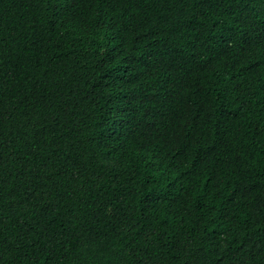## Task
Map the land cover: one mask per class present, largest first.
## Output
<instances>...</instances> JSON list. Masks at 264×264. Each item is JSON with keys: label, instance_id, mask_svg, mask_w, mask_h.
<instances>
[{"label": "trees", "instance_id": "trees-1", "mask_svg": "<svg viewBox=\"0 0 264 264\" xmlns=\"http://www.w3.org/2000/svg\"><path fill=\"white\" fill-rule=\"evenodd\" d=\"M0 264H264V0H0Z\"/></svg>", "mask_w": 264, "mask_h": 264}]
</instances>
